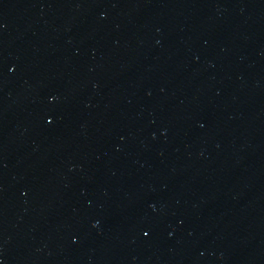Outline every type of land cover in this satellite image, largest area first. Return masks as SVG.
<instances>
[{
    "label": "water",
    "instance_id": "obj_1",
    "mask_svg": "<svg viewBox=\"0 0 264 264\" xmlns=\"http://www.w3.org/2000/svg\"><path fill=\"white\" fill-rule=\"evenodd\" d=\"M0 264H264V0H0Z\"/></svg>",
    "mask_w": 264,
    "mask_h": 264
}]
</instances>
